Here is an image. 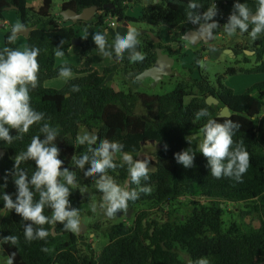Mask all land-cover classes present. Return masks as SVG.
<instances>
[{
    "label": "trees",
    "instance_id": "1",
    "mask_svg": "<svg viewBox=\"0 0 264 264\" xmlns=\"http://www.w3.org/2000/svg\"><path fill=\"white\" fill-rule=\"evenodd\" d=\"M55 0H41L38 9L27 7V0H0V20H4L5 12L13 7L18 23L25 27H35L26 41V48L40 49L39 86L30 91L31 105L45 114V121L59 129L56 146L60 149L59 158L64 161L63 167L69 168L76 176V191L69 197L70 202H79L80 188L85 186L84 171L75 164L86 151L87 145H79L77 136L81 126L95 130L98 136L97 145L103 139L119 141L124 144V151L133 158L153 143L157 150L154 154V171L149 172V180L142 181V186L152 189L150 194L141 193L136 201H129L128 210L135 211L131 223L119 222L107 228L109 243L96 255L92 249L82 252L78 247L79 236L65 231L63 226L46 224L49 232L45 240L31 243L25 241L23 235L24 222L14 210L1 208L5 215L0 221V264H6L11 252H16L14 264H194L203 257L209 264H264V81L249 87L244 93L234 91L218 80L211 84L207 77L193 79L190 84L179 83L167 94H148L141 92V81L137 79L144 70L151 68L156 60V48L160 47L175 60L184 56L187 41L183 36L196 30L198 25L186 20V10L190 2L202 5L200 11L214 6V0H149L143 8L141 17L134 21L152 27H165L175 45L164 46L162 42L155 44L146 33L142 39V52L145 59L132 63L127 56L114 65L98 71L91 67L90 56L96 49L94 41L81 40L80 67L68 66L76 76L67 81L61 90L47 89L44 83L59 76L62 66H56L55 52L57 48L68 52L72 41L77 38L78 30L91 33L95 30L103 32L109 27L110 19L123 18L125 11L132 3L143 0H69L60 3L59 12L53 14ZM237 0H223L217 6L219 14L214 18L223 25L227 22ZM247 3L255 11L257 0H238ZM98 7L96 15L89 21L75 24L64 22L61 12L74 10L80 13L85 8ZM112 6V8H108ZM218 31V29L216 30ZM4 31L5 48L18 49L15 43L9 44ZM238 33H240L238 31ZM240 35L249 40L248 33ZM260 66L255 72L264 71V35L255 41H249ZM217 50V48H214ZM204 51H207L204 49ZM201 52L198 53L200 57ZM198 58L196 62H198ZM233 75L235 70H231ZM115 75L124 86V90L116 92L107 82L110 75ZM79 85L80 90L73 92L72 86ZM216 98L222 107H228L231 117L222 118L215 113V107L209 106L206 99ZM190 98V102L186 100ZM206 108L209 117L197 120L195 113ZM213 118L223 123L231 119L241 125L235 132L234 142H243L251 157V164L242 177V182L223 177L216 179L207 167V159L196 152L194 166L184 168L174 159V154L191 147L198 150L202 135L199 129L207 119ZM41 125H33L23 139L12 144L0 141V185L5 183V176L14 166V157L25 151L33 136L41 135ZM11 135L16 136L15 130ZM200 135L201 137H197ZM196 136V137H194ZM190 141H188V139ZM168 150H164V145ZM117 165L122 161L115 160ZM29 178L35 171L34 161L22 163ZM121 186L136 188L129 180L127 165L108 170ZM7 192L15 200L16 186L12 175H7V187L0 188V194ZM38 199V195H37ZM182 199L188 200L190 214L185 220H178L169 213L167 219L160 221L149 219V210H140L145 202L154 207H169ZM228 204H243L248 210L246 215H257L258 227H247L235 222L224 221ZM138 211V212H137ZM137 212V213H136ZM45 215L51 211L45 209ZM116 217V216H114ZM16 235L19 244L12 246L5 243L3 237ZM47 248L48 251H42ZM185 252L187 261L180 253Z\"/></svg>",
    "mask_w": 264,
    "mask_h": 264
},
{
    "label": "clouds",
    "instance_id": "2",
    "mask_svg": "<svg viewBox=\"0 0 264 264\" xmlns=\"http://www.w3.org/2000/svg\"><path fill=\"white\" fill-rule=\"evenodd\" d=\"M202 5L190 2L186 10V20L198 25L196 33L212 36L221 26L214 18L219 14L216 5L210 6L206 11H200ZM25 25L17 23L10 28L7 42L12 44L17 36L24 32ZM222 30L228 36L248 33L250 39L255 41L264 35V0H257L255 11L249 8L247 3L235 2L232 12ZM141 33L136 28H129L126 34H115L114 40L109 43L106 31L92 35V40L102 57H115L117 61L127 58L132 63L142 62L145 54L138 50ZM40 49L28 47L24 50L5 48L0 51V141L12 144L15 140L23 139L33 125H41V135L33 136L25 151L14 157L13 169L6 174L5 183L0 188L7 187V175L13 176L16 186L15 200L11 194L3 192L0 199L4 202V208L19 215L24 222L23 235L27 243L36 240H45L49 232L44 227L46 224H61L65 231L73 234L79 233L80 215L79 209L72 207L70 202L71 190L77 188L75 173L67 167H63L64 161L59 158L60 149L56 146V138L59 129L52 127L45 121V114L36 111L31 105L30 91L39 86V63ZM56 56H63L64 52L57 48ZM59 76L65 80L72 79V71L68 66H62ZM73 92L80 90L79 85H73ZM206 108L195 113L196 119L209 117ZM241 125L231 119L223 123L209 118L199 129L202 140L198 150L191 147L174 154V159L184 168H192L196 152L202 153L207 159V167L211 175L220 179L228 177L236 182H242L243 175L247 172L251 157L245 149L243 142H234V135ZM15 130L16 136L11 135ZM188 139V138H187ZM77 143L87 145V151L75 164L80 169L90 165L84 175L94 180L96 189L102 193L100 207L104 209L108 217L128 210L129 201H136L141 193L150 192V187L142 186V181L149 180V163L146 159H134L124 151V144L119 141L103 139L97 145L98 136L85 131L78 135ZM189 141V139H188ZM190 143V141H189ZM168 150V145H164ZM117 154H120L122 163H115ZM34 161L35 171L29 178L28 172L21 167L22 163ZM127 165L129 180L136 188L121 186L108 174V170L124 167ZM38 195V199H37ZM51 211V216L45 215V209ZM96 206L93 205V211ZM5 243L17 246L19 237L8 235L2 238ZM47 252V248H42ZM16 252H11L6 264H14ZM194 264H209L206 258H199Z\"/></svg>",
    "mask_w": 264,
    "mask_h": 264
},
{
    "label": "rangeland",
    "instance_id": "3",
    "mask_svg": "<svg viewBox=\"0 0 264 264\" xmlns=\"http://www.w3.org/2000/svg\"><path fill=\"white\" fill-rule=\"evenodd\" d=\"M65 0H55L53 5V12L57 11L59 8V4ZM223 0H214L217 4L222 2ZM149 2V0H148ZM41 0H27L28 8H38ZM147 3V0H143L141 3H133L136 4V7H144ZM4 18L10 22V25H15V20L18 23V19L15 13V10L6 11L4 14ZM12 22V24H11ZM136 24L138 27L146 28V30L152 33L153 37L159 38L160 42H164V38L162 35H158V27L148 26L146 24ZM160 27V26H159ZM164 37L167 36L171 38L168 30L165 27H161ZM139 30V29H138ZM140 31V30H139ZM144 35V34H143ZM140 35V46L142 48V37ZM24 37V36H23ZM162 39H161V38ZM27 41L26 37L21 38ZM249 40L245 37H242L240 33L237 32L235 36H228L223 32L222 29H218V31L214 32V38L208 43L199 44V45H191L186 43V55L184 54V64L185 67L190 71L184 72V69L180 62L176 61L174 65L175 74L173 77H165L162 83L154 85L149 79H145L141 81L140 91L146 92L148 94H158L163 95L172 92L175 87L185 81L186 74L190 75V77H194L199 79L201 76L207 77L211 84H215L218 80L222 82V84L234 91L236 94L244 93L249 87L264 81V71L263 72H255V69L261 65L255 57L254 52L250 50H246L245 47L250 49ZM20 50H23L24 47L22 44L18 45ZM74 51H78L77 57L80 61L78 67L82 65L80 59V45H72ZM166 46H169L167 44ZM217 48V50H214ZM206 49L207 51H204ZM228 51V52H226ZM201 52L200 57H198V53ZM63 59L68 60L67 62H75L76 58L73 56V53L64 54ZM199 59L196 62V59ZM186 61V62H185ZM264 61V59H263ZM231 70H235V73L232 75L230 73ZM180 74V77H179ZM73 77V75H72ZM58 79V78H57ZM54 80V79H53ZM56 80V79H55ZM186 82V81H185ZM55 84H52L54 86ZM46 88V87H45ZM50 89V88H47ZM62 88L58 89L61 90ZM56 90V89H54ZM190 98L186 100V103L190 102ZM215 107V113L218 115L222 110L221 105H210ZM89 132L94 134L92 130H89L85 126H81V135L85 132ZM196 137V136H194ZM197 137H201L198 135ZM201 138L199 139V143L201 142ZM157 150L156 145L153 143L148 144L142 153L136 156L135 159H146L148 161L154 162V154ZM116 160H121L120 154H117ZM154 171V166H152L151 162L149 163V172ZM85 186L79 187L81 198L79 202L72 201L71 205L74 208L79 209L80 215V226L83 227L84 232L79 236L78 247L82 252H86L89 249L99 255L102 249L109 243V238L107 234V228L115 223L119 222H129L131 223L133 217L135 216V211L127 210L126 212H122V216L120 218L117 217H108L104 209L100 207L102 203V193H100L96 187L94 180L90 177H85L84 179ZM75 188L71 190V195L76 191ZM152 189H150V194ZM70 195V196H71ZM93 205L96 206V210L93 211ZM188 200L182 199L178 203H174L169 207H154L151 208V202H145L139 209L149 210L150 217L149 219H157L163 221L167 219L169 213L173 212V217L178 220H185L190 214V208L187 206ZM138 212V211H137ZM136 212V213H137ZM248 210L245 209L243 204L233 205L228 204L226 206V212L224 215L225 222H235L237 224L243 225L245 228L247 227H258L260 222L257 215H246L245 213ZM126 213L130 214L129 218H126ZM181 256L187 261V256L185 252L180 253Z\"/></svg>",
    "mask_w": 264,
    "mask_h": 264
},
{
    "label": "crops",
    "instance_id": "4",
    "mask_svg": "<svg viewBox=\"0 0 264 264\" xmlns=\"http://www.w3.org/2000/svg\"><path fill=\"white\" fill-rule=\"evenodd\" d=\"M65 1H69V0H65ZM147 2H148V0H147ZM154 3H155V1H154ZM40 6H41V3L39 4L38 8ZM59 7H60V4H59ZM38 8L31 7V9H38ZM143 8H144L143 6L142 7H136V4L133 5V3L128 6L127 10L125 11V16L127 18L131 19V22H127L128 25H130V27H124L121 24H118L117 21L115 20L116 27L112 28V27L108 26L109 28L107 30H104V31H106L108 33L109 43L110 44L114 40L115 34L117 32H119L121 35H124V34L127 33V31L129 30V28H136L137 30L139 29L141 35H143L145 33L147 35H149V33H150L149 30L147 31L146 28H142L140 26L138 27L136 24H134V23H136L134 21L138 20L141 17ZM58 12H59V9L57 11L53 12V14L56 15ZM4 20H6V19L4 18ZM6 21H8V20H6ZM8 23H9L8 28L3 29V28L0 27V46H3V44H4V31L5 30H9L11 28L10 22H8ZM15 23L17 24V21L16 20H15ZM11 24H12V22H11ZM108 25H109V23H108ZM162 29L164 30L163 32L165 33V29L164 28L158 27V30H157L158 35H160V36L162 35V37L164 38V42H162V44L164 46H166L167 44H169V45H172V46L175 47V45L172 43V39L171 38H169L167 36L164 37L163 32H162ZM98 32L99 31L95 30V31H93L91 33H86V32H84L82 30H78V34H77L76 37L79 38L80 40L93 41L92 40V35L95 34V33H98ZM21 38H24V37L22 35H18L17 36V39H16V41L14 43L17 46L18 49H19V46L18 45H20V44H22L23 47H24V49H25L26 48V40L21 39ZM185 49H186V46H185ZM138 50L142 52V48H141L140 45L138 47ZM70 53H73V56L76 58V61L75 62H67L68 60L63 59L62 56H59L58 57V56L55 55L56 66L58 67V66H62V65H71V66H74V67H78V65L80 64V61H79V59L77 57L78 51L77 50L74 51L73 46H72V48L68 52H65L64 54H70ZM184 54L186 55V52ZM125 56H128V54L125 53ZM184 58H186V57H184V56L181 57L179 59V62L181 63L182 66L185 67L186 64H184V62H183ZM90 64H91V67L95 68L96 70L103 71L105 68H109V67L113 66L114 65V60H113L112 57H102L99 54L98 49H95L91 53V56H90ZM72 75H73V77H72V79H73L76 75L75 74H72ZM55 79L54 80L52 79V80L46 81L44 83V86L46 88L58 90L60 88H63L64 85L67 83V81H69V80H65L62 77H58V79L57 78H55ZM107 82L109 83V85L116 92H119V91L124 90V86L121 83V81L118 80V78L115 75H113V74L110 75L107 78ZM52 84H55V85L51 87ZM92 131L94 132V134H96V131L95 130H92ZM79 135H81V128H80V131H79ZM4 215H5V210L1 208V200H0V221L2 220V218L4 217Z\"/></svg>",
    "mask_w": 264,
    "mask_h": 264
},
{
    "label": "water",
    "instance_id": "5",
    "mask_svg": "<svg viewBox=\"0 0 264 264\" xmlns=\"http://www.w3.org/2000/svg\"><path fill=\"white\" fill-rule=\"evenodd\" d=\"M155 3H157V0H155ZM108 8H112V6H108ZM15 8L11 7L9 10H14ZM98 7H90V8H85L83 9L80 13H77L74 10H67L65 12H61V16L63 17L64 22H70L72 24H75L79 21H89L91 20L97 13ZM118 24H121L124 27H130L128 25L127 21H125L123 18L119 17L116 19ZM25 31L22 32L19 35H22L26 38L29 37V34L32 30L35 29V27H25ZM197 30V29H196ZM196 30L189 31L186 33L182 38L183 40L191 43L192 45L196 46L198 45L201 41L204 43H208L214 38V34L212 36H207V35H200L196 33ZM149 36L151 37L152 41L157 44L160 43L159 38L153 37L152 33H149ZM81 40L79 38H75L72 41V45H80ZM228 52V51H226ZM252 54L253 52H249ZM175 65V59L170 57L169 54L165 53L164 50L160 47L156 48V60L154 65L151 68H148L144 70L139 76H137V79L140 81H143L145 79H151L153 81L154 85L159 84L165 77H170L173 74V66ZM207 105H218L219 101L214 98L213 96H210L206 99ZM231 111L228 107H224L220 114L219 117L222 118H228L231 117ZM5 153L3 151H0V156H3ZM117 218H120L122 216V213H119L115 215ZM126 218L130 217L129 213H126ZM84 232L83 227L80 226L79 233L76 235L80 236Z\"/></svg>",
    "mask_w": 264,
    "mask_h": 264
},
{
    "label": "flooded vegetation",
    "instance_id": "6",
    "mask_svg": "<svg viewBox=\"0 0 264 264\" xmlns=\"http://www.w3.org/2000/svg\"><path fill=\"white\" fill-rule=\"evenodd\" d=\"M187 43H189V42H187ZM189 44H191V43H189ZM199 44H205L204 42H200ZM198 44V45H199ZM192 45V44H191ZM177 60H175V62H176ZM178 62H179V60H178ZM174 67V66H173ZM183 69H184V72H185V69H186V71H188V72H190L188 69H187V67H182ZM172 70H173V74L170 76V78L171 77H173L174 76V74H175V70H174V68H172ZM179 77H180V74H179ZM193 79H196V78H194V77H190V75H188V74H186V77H185V81H186V84H190L191 83V81L193 80ZM151 82H153L151 79H149ZM163 81H161L160 83H162ZM218 105H220V103L218 104ZM224 107H222V109H223Z\"/></svg>",
    "mask_w": 264,
    "mask_h": 264
},
{
    "label": "built area",
    "instance_id": "7",
    "mask_svg": "<svg viewBox=\"0 0 264 264\" xmlns=\"http://www.w3.org/2000/svg\"><path fill=\"white\" fill-rule=\"evenodd\" d=\"M214 5L217 6L216 3H214ZM115 20H116V19H110V20H109L108 23H109V26H110V27H112V28L116 27V22H115ZM8 26H9L8 21H6V20H1V21H0V27H1V28L6 29V28H8Z\"/></svg>",
    "mask_w": 264,
    "mask_h": 264
}]
</instances>
